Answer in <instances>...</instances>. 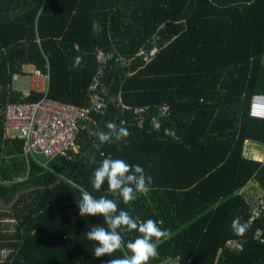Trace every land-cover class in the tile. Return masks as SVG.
Wrapping results in <instances>:
<instances>
[{"label":"trees","instance_id":"1","mask_svg":"<svg viewBox=\"0 0 264 264\" xmlns=\"http://www.w3.org/2000/svg\"><path fill=\"white\" fill-rule=\"evenodd\" d=\"M153 47L149 61L139 57ZM77 56L82 66L74 69ZM263 57L264 0H0V250L10 249L0 264L123 257L116 251L95 258L85 233L103 219L80 217L76 205L80 189L107 195V183L94 191L91 179L108 155L140 165L153 181L129 204L116 198L118 209L171 230L147 264H264V233L256 235L264 219L250 221L240 193L250 182L264 193V161L243 155L245 141L264 145V119L249 116L251 97L264 95ZM25 66L48 76L45 94L25 98L14 90ZM101 69L109 113L90 116L104 131L108 122L126 120L127 146L94 150L89 126L79 135L78 164L55 159L46 168L42 156L28 163L24 140L4 136L6 106L46 99L89 112ZM136 109L146 110L142 129ZM237 216L250 224L242 237L231 229ZM138 235L126 234L125 243Z\"/></svg>","mask_w":264,"mask_h":264},{"label":"built area","instance_id":"2","mask_svg":"<svg viewBox=\"0 0 264 264\" xmlns=\"http://www.w3.org/2000/svg\"><path fill=\"white\" fill-rule=\"evenodd\" d=\"M157 47L149 50H142L139 57L144 61H149L157 53ZM98 59L102 63L107 61V56L103 51L98 52ZM34 76H43L40 71L35 70ZM45 76V75H44ZM48 78V76H46ZM104 69L96 79H94L89 89L90 111H84L60 104H55L46 99L35 103H19L6 106L4 111V136L6 138L18 137L24 140V157L29 163L30 159L37 160L42 156L45 160L42 162L43 167H48L55 159H63L68 163L78 164L77 155H79L80 145L78 144L79 135L86 131L89 126H93V135H96L99 123L90 116V112L107 116L109 113V103L102 90L103 88ZM49 80V79H48ZM15 89L23 94L25 98L31 97L34 93H38V85L33 86L32 79L29 75H19L15 80ZM122 112H130L128 107L122 106ZM169 111L168 107L160 110V115L165 116ZM134 116L138 118V126L142 129L145 125L144 115L146 110L136 109L133 111ZM249 116L255 119H264V95H253L250 100ZM125 123L114 122L118 127H127ZM155 130L161 129L159 120L153 123ZM174 134V133H172ZM104 144H101L96 135L94 140V150H101ZM264 161V160H263ZM21 181V180H19ZM247 191L242 193L246 202L251 208L250 221L256 222L264 219V193L255 195L256 187L254 182H250ZM241 193V192H240ZM264 233L263 229H259L256 233L257 237H261ZM227 245L238 250L242 246L237 241H228ZM162 264V263H159ZM164 264V263H163ZM165 264H167L165 262ZM168 264H174L168 263Z\"/></svg>","mask_w":264,"mask_h":264},{"label":"clouds","instance_id":"3","mask_svg":"<svg viewBox=\"0 0 264 264\" xmlns=\"http://www.w3.org/2000/svg\"><path fill=\"white\" fill-rule=\"evenodd\" d=\"M83 57L74 59L73 68L82 66ZM125 122L121 121V125ZM107 131L99 130L96 135L101 144L124 143L131 135L123 126L108 122ZM104 157V153H100ZM95 156L90 157L89 164H95ZM108 185L106 196L95 198L91 193L80 189L81 198L76 202L80 217L100 216L103 225L95 224L86 233V239L94 243L95 258L111 256L116 251L124 252L122 258H112L107 264H147L150 258L158 255V246L162 239L171 234L170 229H161L154 220L142 221L134 218L128 211L119 210L116 198L129 204L137 198V193H147L152 184V177L145 174L140 165H130L123 159H114L106 156L95 168L91 185L94 191H99L105 184ZM113 198H108V197ZM162 223V222H161ZM250 224L242 222L237 216L231 223V229L237 236H244ZM133 231L139 235L132 241L125 243V235Z\"/></svg>","mask_w":264,"mask_h":264},{"label":"crops","instance_id":"4","mask_svg":"<svg viewBox=\"0 0 264 264\" xmlns=\"http://www.w3.org/2000/svg\"><path fill=\"white\" fill-rule=\"evenodd\" d=\"M24 71L26 72H30V73H34L35 69L32 66H25L24 67ZM16 78H19V75H16L14 77V83ZM33 79V84H37L38 88L41 84V90L37 91L38 93H43L45 94L47 91L46 89L48 88V78L46 76H33L31 77ZM13 83V88L16 92H19L15 89V85ZM262 148H264V146H260L259 144H255L253 142H249V141H245L244 143V147H243V155L249 159L255 160V161H263L264 159L260 160L261 157H264V149L262 150ZM245 187V186H244ZM246 187H248V185H246ZM247 190L242 188L240 190L241 193H245ZM258 191V190H256ZM10 253V249H1L0 250V262H2L6 256H8Z\"/></svg>","mask_w":264,"mask_h":264},{"label":"rangeland","instance_id":"5","mask_svg":"<svg viewBox=\"0 0 264 264\" xmlns=\"http://www.w3.org/2000/svg\"><path fill=\"white\" fill-rule=\"evenodd\" d=\"M263 63H264V57H263ZM27 75H29L30 77H33L34 76V74L33 73H30V72H27ZM32 79V78H31ZM32 81H33V79H32ZM33 83V82H32ZM35 84H33V86H34ZM38 90H41V84H40V86H39V88H38ZM46 91H47V89H46ZM260 146H264V145H260ZM264 148H262V150H263ZM262 159H264V157H261V159L260 160H262ZM259 194H261V192H258V191H255V195H259Z\"/></svg>","mask_w":264,"mask_h":264},{"label":"water","instance_id":"6","mask_svg":"<svg viewBox=\"0 0 264 264\" xmlns=\"http://www.w3.org/2000/svg\"><path fill=\"white\" fill-rule=\"evenodd\" d=\"M34 3L37 2V0H32ZM25 13V11H21V12H16L12 14V17H17L19 15H23Z\"/></svg>","mask_w":264,"mask_h":264}]
</instances>
